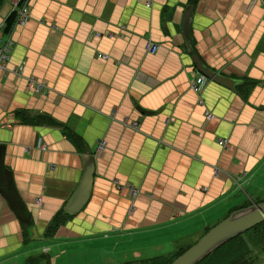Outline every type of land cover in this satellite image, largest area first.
Instances as JSON below:
<instances>
[{
  "label": "crops",
  "instance_id": "0c3cea01",
  "mask_svg": "<svg viewBox=\"0 0 264 264\" xmlns=\"http://www.w3.org/2000/svg\"><path fill=\"white\" fill-rule=\"evenodd\" d=\"M189 5L190 51L179 26ZM27 10L8 31L0 146L29 215L20 222L0 194V264L170 259L264 200V0H28ZM191 56L234 90L204 76L193 92ZM87 154V199L66 212Z\"/></svg>",
  "mask_w": 264,
  "mask_h": 264
},
{
  "label": "water",
  "instance_id": "95a60500",
  "mask_svg": "<svg viewBox=\"0 0 264 264\" xmlns=\"http://www.w3.org/2000/svg\"><path fill=\"white\" fill-rule=\"evenodd\" d=\"M192 11V5L186 6L183 9L179 24L180 34L184 46L188 51L191 50L188 42V34ZM191 60L195 69L203 76L229 89H233V83L229 79L216 74V72L204 66L198 57L191 56ZM138 110L140 112L150 113L142 108H138ZM1 147L2 146H0V194L3 196L16 218L20 222L27 223L29 214L13 185L10 171L3 167ZM83 163L84 166L79 181L64 207L66 212L73 213L77 211L87 199L92 178V157L87 154L83 158ZM261 221H264V200L252 202L246 206L233 210L224 218L220 219V221L210 226L207 231L202 233L190 246L175 256L167 264H196L205 255L226 240L243 233Z\"/></svg>",
  "mask_w": 264,
  "mask_h": 264
},
{
  "label": "trees",
  "instance_id": "16d2710c",
  "mask_svg": "<svg viewBox=\"0 0 264 264\" xmlns=\"http://www.w3.org/2000/svg\"><path fill=\"white\" fill-rule=\"evenodd\" d=\"M2 1L3 0H0V4ZM11 21L12 14L8 15L4 20L5 31L9 28ZM187 247L178 251L174 257L184 251ZM260 257H264V221L249 228L246 230V233L238 234L226 240L205 255L196 264H252L259 260ZM172 259L173 258H153L143 263L140 262L134 264H167Z\"/></svg>",
  "mask_w": 264,
  "mask_h": 264
},
{
  "label": "built area",
  "instance_id": "2783aa9c",
  "mask_svg": "<svg viewBox=\"0 0 264 264\" xmlns=\"http://www.w3.org/2000/svg\"><path fill=\"white\" fill-rule=\"evenodd\" d=\"M149 0H145V3L148 4ZM27 4L28 0H14L11 4V9L9 11L8 15L12 14V21L10 28L14 26L15 24H21L24 22V20L27 18L28 15V10H27ZM5 24L3 22H0V75L9 71L7 69V63L9 60V55L11 51V45L12 41L10 39V34H9V29L6 31L4 30ZM157 48V45L154 43H147L146 44V49L149 52L154 51ZM105 57V56H103ZM14 75H20L21 74V66H16L15 68H12L10 70ZM206 77H204L201 73H199L197 70L193 71L192 78L190 80V88L193 92L200 94L204 83L206 82ZM29 87H32L34 91H37L41 89V85L35 83L33 79L30 78V80L27 82ZM200 102V99H199ZM205 117L207 119H210L211 114L209 112L205 113ZM123 124H128L126 122H122ZM129 127L133 129H137L138 125L136 122H130L128 124ZM218 143L224 145V141L220 140ZM103 146V142L97 143L96 149L100 150ZM134 190L131 191V194H134Z\"/></svg>",
  "mask_w": 264,
  "mask_h": 264
},
{
  "label": "rangeland",
  "instance_id": "374dc122",
  "mask_svg": "<svg viewBox=\"0 0 264 264\" xmlns=\"http://www.w3.org/2000/svg\"><path fill=\"white\" fill-rule=\"evenodd\" d=\"M223 218H224V217H223ZM219 221H220V220H219ZM206 231H207V230H206ZM244 233H246V231L243 232V234H244ZM200 235H201V234H200ZM200 235H199V236H200ZM199 236H198V237H199ZM198 237H197V238H198ZM197 238H196V239H197ZM111 254H112L111 252H110V253H107V251H103L101 254L98 253V254H96V255H98V256L100 255L99 260H101V259L104 257V255L109 256V255H111ZM96 255L94 256L95 258H93L94 260L97 259ZM99 260H96V261H99ZM259 260H264V257H260Z\"/></svg>",
  "mask_w": 264,
  "mask_h": 264
}]
</instances>
